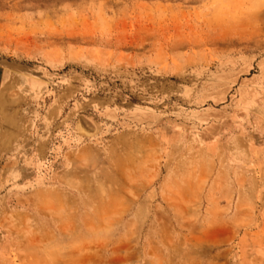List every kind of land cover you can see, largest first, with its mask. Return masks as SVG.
Segmentation results:
<instances>
[{
  "label": "rangeland",
  "instance_id": "obj_1",
  "mask_svg": "<svg viewBox=\"0 0 264 264\" xmlns=\"http://www.w3.org/2000/svg\"><path fill=\"white\" fill-rule=\"evenodd\" d=\"M0 264H264V0H0Z\"/></svg>",
  "mask_w": 264,
  "mask_h": 264
}]
</instances>
